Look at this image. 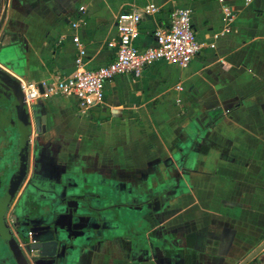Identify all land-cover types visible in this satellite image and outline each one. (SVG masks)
<instances>
[{
	"label": "crops",
	"instance_id": "1",
	"mask_svg": "<svg viewBox=\"0 0 264 264\" xmlns=\"http://www.w3.org/2000/svg\"><path fill=\"white\" fill-rule=\"evenodd\" d=\"M150 2L159 12L142 14L136 45H154L170 13L188 8L203 46L188 68L156 62L116 77L88 110L76 97L28 105L61 151L53 189L70 191L76 173L98 180L109 206L117 188L136 206L161 196L154 224L114 223L73 264H264V0H0V67L48 83L76 71L81 48L97 70L115 57L119 15Z\"/></svg>",
	"mask_w": 264,
	"mask_h": 264
},
{
	"label": "flooded vegetation",
	"instance_id": "2",
	"mask_svg": "<svg viewBox=\"0 0 264 264\" xmlns=\"http://www.w3.org/2000/svg\"><path fill=\"white\" fill-rule=\"evenodd\" d=\"M16 81L0 67V264H53L49 255L55 253L56 246L40 242L38 232L53 228L57 215H61L60 225H67L69 214L75 218L84 214L85 203L81 194L64 190V185L53 189L51 170L61 151L51 148V131L42 118L36 124V116ZM55 168L56 174L65 171L63 165ZM126 197L132 200L128 193ZM128 205L134 204L111 205L114 223L130 222L126 217ZM157 218L152 217L154 221ZM52 230L46 232L51 234ZM103 232H96L89 245L101 242ZM57 233L67 236L63 230ZM39 247L44 249L39 251ZM69 248L61 243L58 252L64 254ZM58 264H66L64 258Z\"/></svg>",
	"mask_w": 264,
	"mask_h": 264
},
{
	"label": "built area",
	"instance_id": "3",
	"mask_svg": "<svg viewBox=\"0 0 264 264\" xmlns=\"http://www.w3.org/2000/svg\"><path fill=\"white\" fill-rule=\"evenodd\" d=\"M158 12L159 8L150 2L142 13L133 10L119 15L118 47L113 61L107 65L97 70L86 69L85 51L80 48L76 71L72 75L42 84L22 82L27 104L55 96L76 97L81 108L88 110L104 103L105 85L116 77L129 75L140 78L144 70L156 62L188 68L203 47L196 37L192 11L188 8H177L170 13L168 27L159 28L154 33V45L144 48L136 45L140 37L142 14L152 16ZM224 13L228 20L232 19L231 8L226 6Z\"/></svg>",
	"mask_w": 264,
	"mask_h": 264
},
{
	"label": "water",
	"instance_id": "4",
	"mask_svg": "<svg viewBox=\"0 0 264 264\" xmlns=\"http://www.w3.org/2000/svg\"><path fill=\"white\" fill-rule=\"evenodd\" d=\"M17 80V79H16ZM19 85L20 90L22 91V83L20 81H16ZM24 102V97H22V103ZM24 105V104H23ZM69 187L72 189L70 191L75 192L76 194H81L83 197V201L85 203L84 209L85 212L83 215H87L92 218V223L89 226L84 228L80 227L77 224V218L73 216V214H69L67 218H69V222L67 225L63 226L60 225L61 215L55 216V222L51 234L47 233L50 230L45 229L43 232H38V238L40 242L43 243H51L56 246V250L54 254L49 255L53 264H58L60 259L64 258L66 264H73L76 262L77 257L79 254L85 250L95 233H100L102 231H108L109 227H112L114 222H111V218L114 216L110 210L109 204H106L103 199L101 198L100 194L98 193V188L100 186V182L91 177H83L81 178L78 174L74 173L71 175V179L68 180ZM64 190L66 188L63 187ZM161 196L157 193L156 190H151V196L148 197L146 201L142 204L140 208L135 207L137 201L136 199L133 201L134 197L129 196L132 200L127 201L126 195L117 188L115 196L112 200L116 203H132L134 205H128L127 207L128 212L126 213V217L130 220L129 223H140L141 217H144V220L148 221L151 224H154L156 221L152 219V217L157 215L156 207L158 203V199ZM111 200V201H112ZM117 212L122 219L121 211L117 209ZM60 213V212H59ZM139 214L140 216H138ZM110 229V228H109ZM63 230L65 231L67 236L60 237L58 235V231ZM47 231V232H46ZM61 243H66L70 246L69 250L64 253L60 254L58 252V246ZM44 248L39 247L38 250L42 251Z\"/></svg>",
	"mask_w": 264,
	"mask_h": 264
},
{
	"label": "rangeland",
	"instance_id": "5",
	"mask_svg": "<svg viewBox=\"0 0 264 264\" xmlns=\"http://www.w3.org/2000/svg\"><path fill=\"white\" fill-rule=\"evenodd\" d=\"M2 56V55H1ZM1 56H0V58H1Z\"/></svg>",
	"mask_w": 264,
	"mask_h": 264
}]
</instances>
